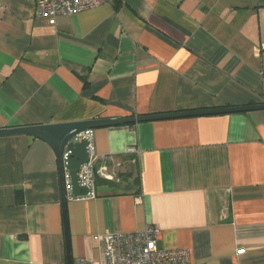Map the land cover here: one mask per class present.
<instances>
[{"label": "crops", "instance_id": "crops-1", "mask_svg": "<svg viewBox=\"0 0 264 264\" xmlns=\"http://www.w3.org/2000/svg\"><path fill=\"white\" fill-rule=\"evenodd\" d=\"M34 11L0 0V129L264 103V0ZM92 130L103 175L64 212L50 146L0 137V264L97 262L101 235L147 225L189 264H264V109Z\"/></svg>", "mask_w": 264, "mask_h": 264}, {"label": "built area", "instance_id": "built-area-1", "mask_svg": "<svg viewBox=\"0 0 264 264\" xmlns=\"http://www.w3.org/2000/svg\"><path fill=\"white\" fill-rule=\"evenodd\" d=\"M114 0H34L35 15L39 17H55L57 15L72 16L76 13L112 3ZM73 141L88 142L89 158L81 165L77 172L79 186L88 189L86 198L95 196V176L103 175L104 167L96 166L98 156L93 152V130L88 129L74 135ZM128 154H138L135 146L125 150ZM66 153L63 155V181L67 198L71 195L70 178L67 171ZM106 160V157H101ZM160 235V229L154 225H147L142 231L126 233H106L99 237L101 243V260L90 261L82 257L76 258L72 264H189L188 252L185 249H154L151 242Z\"/></svg>", "mask_w": 264, "mask_h": 264}, {"label": "water", "instance_id": "water-1", "mask_svg": "<svg viewBox=\"0 0 264 264\" xmlns=\"http://www.w3.org/2000/svg\"><path fill=\"white\" fill-rule=\"evenodd\" d=\"M258 109H264V103L238 106V107H225L218 109L171 113L165 115L137 116V117H126V118H100V119H92L87 121H78V122H69V123L6 127L0 129V137L19 135V134L29 135L45 141L50 146L56 158L60 191H61V204L64 212L67 201V197L64 190V181H63L64 153L67 154L65 160L68 164L67 171L70 178L71 195L75 198H78V197H85L87 196L88 193V189L86 187L79 186L77 181V172L79 167L85 164L89 158L88 142L85 140L73 141L72 139L76 133L98 127L114 126L119 124L154 120L160 118L242 112V111H251ZM65 241L68 252L69 243H68L66 226H65ZM67 262L68 264H71L69 258Z\"/></svg>", "mask_w": 264, "mask_h": 264}]
</instances>
